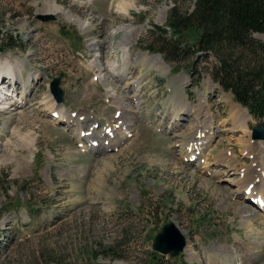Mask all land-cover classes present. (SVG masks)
Masks as SVG:
<instances>
[{"label":"rangeland","instance_id":"1","mask_svg":"<svg viewBox=\"0 0 264 264\" xmlns=\"http://www.w3.org/2000/svg\"><path fill=\"white\" fill-rule=\"evenodd\" d=\"M175 7L189 12L194 0H0V30L10 37L0 42V67L25 65L18 94L30 100L23 108L20 96L0 101V264H150L170 222L187 238L173 258L264 264V206L250 200L264 202V141L252 138L260 120L250 113L244 126L234 120L245 107L212 79L215 56L185 46L169 60L157 52L166 46L156 27ZM93 40L111 55L101 61V80L91 69ZM144 53L163 61L148 62ZM110 61L119 69L128 62L123 79L105 70ZM55 77L60 103L50 90ZM179 104L191 111L182 119ZM52 109L67 117L54 122ZM71 118L92 136H76ZM207 118L218 131L198 150L190 138ZM89 139L98 147L89 148ZM254 174L261 186L244 190Z\"/></svg>","mask_w":264,"mask_h":264},{"label":"trees","instance_id":"2","mask_svg":"<svg viewBox=\"0 0 264 264\" xmlns=\"http://www.w3.org/2000/svg\"><path fill=\"white\" fill-rule=\"evenodd\" d=\"M156 28L158 44L166 46L157 52L169 60L185 46L198 57L215 56L212 79L232 92L254 118L264 120V0H194L191 11L175 7L165 26ZM9 40L0 30V42ZM164 258L154 252L149 262L188 264L180 258Z\"/></svg>","mask_w":264,"mask_h":264},{"label":"bare ground","instance_id":"3","mask_svg":"<svg viewBox=\"0 0 264 264\" xmlns=\"http://www.w3.org/2000/svg\"><path fill=\"white\" fill-rule=\"evenodd\" d=\"M130 4H132V3H130ZM130 4H129V2H127L126 3V5L123 7V10L125 11L124 12V14H126V13H128L127 11H128V8H129V6H130ZM120 6V5H119ZM52 13V12H51ZM54 13V12H53ZM84 29H87V28H89V25H84V27H83ZM118 32V30H116L114 33H117ZM114 33H112V36H111V40H112V38H113V34ZM127 34H128V32H126ZM125 41V39H123L122 41H120L119 42V44H118V47H120L121 49H123L124 51H123V53H124V57L125 56H127V54H128V50L130 51V49H129V47H127L128 45H126L125 47H124V42ZM99 42V41H98ZM111 43V42H110ZM99 45V46H104V43H97L95 40H93L92 42H91V46L93 47L92 48V50L93 51H95L96 52V56L97 57H95V60L92 62V70L93 71H96L97 73H100V80L102 79V77L104 78L105 76H106V74L104 73V71L102 70V66H101V61L102 60H104V59H109V57L111 56L110 54H104V52L103 51H101V49L100 48H98V47H95V45ZM109 46H110V44H109ZM119 48H117L116 47V50H118ZM113 51L115 50V49H112ZM98 53H100V54H98ZM148 62L149 61H152V63H157V62H159V60L161 59V57L159 56V54H157V55H154V56H149L147 53H144L143 55H142ZM163 60L161 59V62H162ZM160 62V63H161ZM159 64V63H158ZM141 65V64H140ZM24 64H18L17 66H16V68L15 69H13L12 70V67H10V66H8V69L7 70H5V69H3V67L1 66L0 67V83H1V81L2 82H5V79L6 78H10V79H13V81L10 83V85L8 86V88H7V90H4V88L3 89H1L0 88V101L2 102V103H4L5 101H7V99H8V97H10V95H11V99H13V97L16 95V97L17 96H20L21 98H22V100H21V103L23 104V105H20V106H18V107H21V108H23V107H27V105H28V102L30 101L29 99H27L26 97H25V92H23V94H22V96L21 95H19L18 93H19V91H18V89L20 88V86H17V79H18V74L19 75H22V69L24 68ZM108 68H110V71L112 72V75H111V77H113L114 79H116V78H120V79H123L124 78V76L127 74V72H128V62H127V66L126 67H122V68H124V69H119V65L118 64H115L114 62L112 63L111 61L109 62V64H107L106 66H105V70H107ZM9 71H11V72H9ZM14 72H15V74H14ZM7 73H9L8 75H7ZM130 75V73H128V76ZM97 77V76H96ZM1 79H3V80H1ZM31 79V78H30ZM35 80V78L34 77H32V79H31V81H34ZM31 81H30V83H31ZM137 82V79L135 78V80L132 82V83H130V85L132 86V85H135V83ZM187 82V81H186ZM188 83V82H187ZM136 86V85H135ZM127 87V86H126ZM129 89H130V86H129ZM132 90V89H131ZM110 91H114V90H110ZM133 92H134V88H133ZM9 93V94H8ZM136 94H137V96H140L137 92H136ZM112 95H115V94H112ZM232 95V94H231ZM19 97V98H20ZM48 99H50V101L51 102H53L54 101V99H53V96L51 95V94H48ZM139 99V98H138ZM9 100V99H8ZM53 100V101H52ZM32 101V100H31ZM10 103V102H9ZM139 103V102H138ZM8 104V103H7ZM13 104H12V102H11V104L10 105H8V106H6V107H3V108H7V109H10L11 108V106H12ZM137 105V103H135V106ZM139 105V104H138ZM240 105V104H239ZM178 107H181L180 109H178ZM12 109H14V108H12ZM177 109V111L175 112L177 115H176V118H178V119H182L183 117H181V114H185L186 115V113H189V112H191V111H189V110H187L186 108H184L182 105L180 106V104H179V106H177L176 108H175V110ZM183 109V110H182ZM245 109V108H244ZM242 110V109H239L238 111H236L237 113H240V114H238V117L236 116V118L234 119L238 124H240L241 126H244L243 125V121H244V119H245V117H246V114H248V117H249V112L247 111V109H245V110ZM57 109H52L51 110V113H57L58 112V115H57V117L54 119V122H59V121H64V119L67 117V115H66V113L65 112H63L62 110H57ZM210 112V111H209ZM242 112V113H241ZM211 113V112H210ZM192 114V113H191ZM190 114V115H191ZM204 114V113H203ZM175 115V114H174ZM71 120H75V119H72L71 118ZM207 123H209V124H207L206 122L204 123V125L201 123V122H199L198 123V127L196 128V132L194 133H192V137L190 138V141H193L194 142V147L195 148H197L198 150L199 149H201V145H202V143L200 142V141H202L203 142V140H204V143L206 144H209L213 139H212V137H213V135L214 134H216L217 133V129H216V125H214V122L211 120V118H207ZM71 122H76V123H78L77 124V126H75L77 129H76V131H78L79 132V134H75L76 136H78L79 138H81L82 137V132H83V126L85 125V124H83L80 120L79 121H77V120H75V121H70V123ZM180 121L179 120H176L175 122H173V124H174V128L173 129H176V128H178L179 126H180V123H179ZM203 122V121H202ZM118 124H119V126H121V127H123L124 126V123H120V122H118ZM81 126V127H80ZM173 127V126H172ZM201 127V128H200ZM205 127H209V129H207V130H209L208 132H205V133H207V134H209L210 136H206L207 134H202V132H203V130H204V128ZM75 131V130H74ZM236 131H237V129H236ZM88 134H90V133H88ZM202 134V135H201ZM90 135H92V133L90 134ZM189 138H188V143H189ZM205 139H207V140H205ZM208 141V142H207ZM192 142V143H193ZM201 144V145H200ZM191 146V145H190ZM98 149V148H97ZM194 152V151H193ZM204 152V151H203ZM195 153V152H194ZM196 154V153H195ZM197 156H196V158H198L199 156H201L202 155V150L200 151V152H198L197 154H196ZM252 182H253V184L251 183H245V184H243V188H244V190H247V189H251L252 187H255V185H259L258 184V182L259 181H256V176H255V174H254V179L252 180ZM261 185H259V186H256V187H260ZM256 187H255V189H256ZM262 187H263V189L261 190L262 192H263V195H261L262 193H260V195H261V197H262V199H264V183L262 184ZM257 194H259L258 192H257ZM254 197H256V195H254ZM261 199V198H260ZM183 233V232H182Z\"/></svg>","mask_w":264,"mask_h":264},{"label":"water","instance_id":"4","mask_svg":"<svg viewBox=\"0 0 264 264\" xmlns=\"http://www.w3.org/2000/svg\"><path fill=\"white\" fill-rule=\"evenodd\" d=\"M54 17H46L44 20H51ZM61 77H55L50 84V90L53 93L57 102L64 100V90L60 86ZM252 138L254 140L264 141V121L252 130ZM187 246V238L182 233L180 228L173 222L164 226L162 232L156 238L155 250L162 254H170L171 256H177L185 250Z\"/></svg>","mask_w":264,"mask_h":264}]
</instances>
